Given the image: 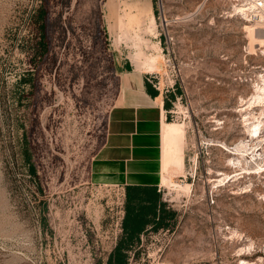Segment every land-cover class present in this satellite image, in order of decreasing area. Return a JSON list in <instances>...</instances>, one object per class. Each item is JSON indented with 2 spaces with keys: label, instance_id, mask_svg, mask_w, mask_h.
Listing matches in <instances>:
<instances>
[{
  "label": "rangeland",
  "instance_id": "rangeland-1",
  "mask_svg": "<svg viewBox=\"0 0 264 264\" xmlns=\"http://www.w3.org/2000/svg\"><path fill=\"white\" fill-rule=\"evenodd\" d=\"M262 12L264 0H0V264H107L127 238L126 189L92 163L124 62L149 59L183 168L161 189L175 216L140 235L130 264H264ZM29 71L34 88L18 87ZM23 127L38 177L12 141Z\"/></svg>",
  "mask_w": 264,
  "mask_h": 264
},
{
  "label": "crops",
  "instance_id": "crops-1",
  "mask_svg": "<svg viewBox=\"0 0 264 264\" xmlns=\"http://www.w3.org/2000/svg\"><path fill=\"white\" fill-rule=\"evenodd\" d=\"M124 63L127 67L121 69L119 92L105 141L93 159L92 176L123 189L154 185L161 191L173 175H181L182 128L168 120L163 93L153 96L147 90V74L156 63L151 59L140 66Z\"/></svg>",
  "mask_w": 264,
  "mask_h": 264
},
{
  "label": "trees",
  "instance_id": "trees-1",
  "mask_svg": "<svg viewBox=\"0 0 264 264\" xmlns=\"http://www.w3.org/2000/svg\"><path fill=\"white\" fill-rule=\"evenodd\" d=\"M44 8L38 12V19L40 22L41 40L38 42L37 53L44 54L47 51V43L45 41V17ZM40 54V55H41ZM37 57V54H35ZM36 59V58H34ZM17 86L23 84L34 88L35 76L29 71V73L23 74L17 80ZM146 86L148 92L157 96L159 90L156 89L151 82L146 80ZM20 99V98H19ZM19 101H22L19 100ZM165 108L169 109L171 104L165 101ZM24 132L22 136L14 135V146H18L19 155L23 156L25 162H27L28 172L31 176L38 177L36 164L33 161L32 145L28 136V131L23 127ZM13 156H16V152H13ZM126 214L123 221L124 232L127 233V238L121 240L115 247L114 251L110 254L107 264H130L127 251L136 241H140V235L144 233L150 226L153 231L160 228L169 226V221L175 216V211L167 210V204L162 199V192L158 190L154 185H127L126 186ZM40 191H43L40 187Z\"/></svg>",
  "mask_w": 264,
  "mask_h": 264
},
{
  "label": "built area",
  "instance_id": "built-area-1",
  "mask_svg": "<svg viewBox=\"0 0 264 264\" xmlns=\"http://www.w3.org/2000/svg\"><path fill=\"white\" fill-rule=\"evenodd\" d=\"M254 16H255V17H258L259 15H256V14H255Z\"/></svg>",
  "mask_w": 264,
  "mask_h": 264
},
{
  "label": "bare ground",
  "instance_id": "bare-ground-1",
  "mask_svg": "<svg viewBox=\"0 0 264 264\" xmlns=\"http://www.w3.org/2000/svg\"><path fill=\"white\" fill-rule=\"evenodd\" d=\"M263 13V12H262ZM264 14V13H263ZM251 30V29H250ZM254 30V29H253ZM253 36V35H252Z\"/></svg>",
  "mask_w": 264,
  "mask_h": 264
}]
</instances>
